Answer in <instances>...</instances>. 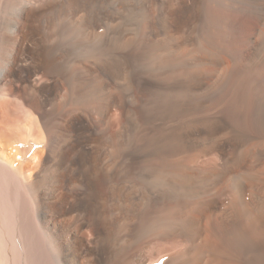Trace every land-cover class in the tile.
<instances>
[{
  "label": "bare ground",
  "instance_id": "obj_1",
  "mask_svg": "<svg viewBox=\"0 0 264 264\" xmlns=\"http://www.w3.org/2000/svg\"><path fill=\"white\" fill-rule=\"evenodd\" d=\"M0 264H264V0H0Z\"/></svg>",
  "mask_w": 264,
  "mask_h": 264
}]
</instances>
